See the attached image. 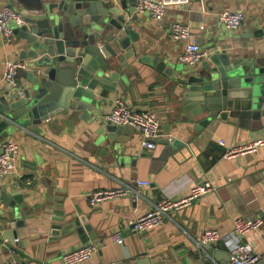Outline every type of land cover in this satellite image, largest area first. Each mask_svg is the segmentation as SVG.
I'll return each mask as SVG.
<instances>
[{
	"label": "crops",
	"instance_id": "0c3cea01",
	"mask_svg": "<svg viewBox=\"0 0 264 264\" xmlns=\"http://www.w3.org/2000/svg\"><path fill=\"white\" fill-rule=\"evenodd\" d=\"M5 5L15 7L11 0H0V8ZM224 11L243 14L239 29L228 32L222 27L219 15ZM126 21L138 39L133 43L136 58L123 68V82L111 83L112 91L97 88L94 99L83 100L86 108H70L43 122L37 132L16 130L6 140L17 147L15 173L0 179V194L24 195L21 204H16L24 209L15 216L0 202V264L9 258L11 247L23 264H62L63 253L90 243L99 244V249L81 264H228L223 240L204 251L197 248L209 228L217 229L222 238L250 243L264 258L258 234H232L234 219L264 218V146L256 154L222 158L228 147L259 138L264 141V125L255 121L250 122L252 128H245L216 121L196 129L203 117L187 119L174 85L186 68L176 62L186 43L174 41L169 33L171 24L180 23L189 27L193 40L204 50H242L256 44L263 51L264 37L246 36L264 29V0H203V5L200 0H189L167 9L160 21L137 12L134 20L126 15ZM144 57L149 61L141 62ZM155 57L166 60V68L173 70L171 77L151 65ZM16 61L0 34V94L5 90L4 65ZM117 100L136 112L156 113L162 138L154 150L142 148L135 130L107 131L103 118ZM174 139L180 142L176 147ZM133 180L149 183L139 189L141 197L135 202L123 197L89 205L90 192ZM204 182L212 183L215 191L168 211L163 224L146 233L130 232L129 222L152 205L164 199L180 201L193 186ZM57 212L83 218L92 231L85 234L94 238L82 242L76 232L53 235L51 225ZM114 232L120 233L122 245L110 241Z\"/></svg>",
	"mask_w": 264,
	"mask_h": 264
},
{
	"label": "water",
	"instance_id": "95a60500",
	"mask_svg": "<svg viewBox=\"0 0 264 264\" xmlns=\"http://www.w3.org/2000/svg\"><path fill=\"white\" fill-rule=\"evenodd\" d=\"M11 3L22 21L11 26L12 39L6 46L26 66L18 71L16 86L6 84L0 94V153L3 142L16 130L30 129L35 133L53 116L70 108H86L83 100L94 99L97 88L112 91L111 83L123 82V68H128L129 60L136 58L133 43L138 39L126 21V15L135 19V0H11ZM246 37L262 38L264 29ZM252 46L211 51L199 65L184 66L183 76L174 79L187 119L203 117L196 129L212 126L216 121L245 128H252L250 122L255 121L264 125V50L259 45ZM140 60L149 61L148 57ZM151 65L171 77L173 70L166 68L165 59L155 57ZM106 129L118 133L124 128L108 125ZM174 142V147L180 144L176 139ZM23 199L24 195L15 193L0 194L3 207L12 210L15 216L24 209L16 207ZM57 215L52 220L53 235L76 232L82 242L94 238L85 234L92 231L83 218L64 212ZM257 264H264V258Z\"/></svg>",
	"mask_w": 264,
	"mask_h": 264
},
{
	"label": "built area",
	"instance_id": "2783aa9c",
	"mask_svg": "<svg viewBox=\"0 0 264 264\" xmlns=\"http://www.w3.org/2000/svg\"><path fill=\"white\" fill-rule=\"evenodd\" d=\"M189 3V0H135V10L137 13H146L153 21H160L165 11L169 8H177ZM203 5V0H200ZM243 14L239 11H224L219 15V22L228 32H234L240 28L243 22ZM22 17L12 6L5 5L0 8V34L4 44H8L12 39L11 26L20 24ZM12 25L9 26V24ZM169 33L174 41L185 42V48L176 61L186 67H195L205 60L209 50L199 47L193 40L189 27L180 23H173L169 27ZM25 62H7L4 65L3 83L16 86V75L19 70H23ZM104 122L108 125L135 130L141 136V146L147 151L155 149L156 144L162 138L158 116L153 111L136 112L120 101H115L108 114L104 116ZM219 145L225 147L223 141ZM264 146L263 139H254L242 145L228 147L225 149L222 158L230 160L236 156H246L256 154ZM0 153V179L11 176L15 173L14 154L17 147L10 141L3 142ZM149 183L141 180H133L129 183H121L120 186L111 189H101L90 192L87 195L88 203L94 206L98 203L116 200L123 197H131L135 202L141 197L139 189L148 187ZM215 191V187L210 182L193 186L189 194L180 201L162 200L152 205L150 211L129 222V230L132 233L143 234L163 224L168 218V211L179 210ZM249 233L258 234L264 246V218H236L232 222V234L237 237H245ZM110 241L122 245L123 238L119 232L110 235ZM223 240L228 249V264H257L262 257L255 251L248 242H233L230 239L222 238L219 231L214 228L206 229L196 243L197 248L204 251L214 243ZM14 240V245L17 244ZM99 244H85L77 249L67 251L60 257L62 264H81L88 261L99 249ZM9 258L4 264H23L15 258V248H8Z\"/></svg>",
	"mask_w": 264,
	"mask_h": 264
},
{
	"label": "rangeland",
	"instance_id": "374dc122",
	"mask_svg": "<svg viewBox=\"0 0 264 264\" xmlns=\"http://www.w3.org/2000/svg\"><path fill=\"white\" fill-rule=\"evenodd\" d=\"M12 25V23L9 24V26Z\"/></svg>",
	"mask_w": 264,
	"mask_h": 264
}]
</instances>
